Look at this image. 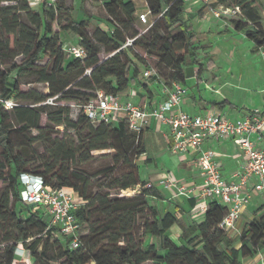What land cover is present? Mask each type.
Wrapping results in <instances>:
<instances>
[{"label": "trees", "instance_id": "obj_1", "mask_svg": "<svg viewBox=\"0 0 264 264\" xmlns=\"http://www.w3.org/2000/svg\"><path fill=\"white\" fill-rule=\"evenodd\" d=\"M92 1L102 3L107 22L113 26L111 32L98 26L91 34L88 23L78 22L72 15L63 24L58 16L63 9H55L47 0L40 10H34L30 0H0V100L9 101L15 96L20 102L40 104L18 105L11 110L18 131L39 132L38 136L16 142L9 110L0 102V182H8L0 189V244L5 245L0 264L18 263L16 250L20 247L33 259L31 264L57 261V251L64 264H242L243 259L264 249V216L247 223L240 238L241 248L237 249L234 240L220 228L228 208L213 200L204 221L184 228V243L177 245L168 235L178 222L176 214H162L150 203V198L164 200V193L154 185L146 187L140 177L138 159L146 153L144 130L134 134L123 120L94 124L81 113L76 116L77 122L69 118L74 113L71 105L73 109L83 105L98 92L119 96L139 84L140 67L143 71L154 69L159 80L166 79L167 86L184 83L185 67L198 62L196 44L200 41L187 16V3L145 0L153 23L145 34L137 28L140 22L132 0ZM216 2L240 6V20L223 19L231 21L234 29L244 33L257 48L264 47L263 17L254 1ZM66 11L71 13L70 8ZM62 33L78 37L86 58H71L65 53ZM129 39H134L132 46L123 48ZM102 49L108 54L105 60L100 58ZM46 58L48 64L40 65ZM5 65L8 70L2 69ZM25 74L46 84L48 92H23L21 78ZM51 98H56L54 104L58 105L56 112L47 114L48 122L57 129L65 126L74 130L78 140L51 141L46 156L36 158L30 148L41 140V117L51 107L44 103ZM98 150L113 153L92 154ZM104 159H110L111 165L96 172L78 168ZM36 161L39 166L29 170ZM25 173L41 176L48 186L69 189L78 198L75 215L82 235L77 249L71 248L70 240L55 228H49L46 216L21 202L20 177ZM138 186L141 190L135 195H120ZM186 202L195 204L193 200ZM147 236L156 242H146Z\"/></svg>", "mask_w": 264, "mask_h": 264}, {"label": "built area", "instance_id": "obj_2", "mask_svg": "<svg viewBox=\"0 0 264 264\" xmlns=\"http://www.w3.org/2000/svg\"><path fill=\"white\" fill-rule=\"evenodd\" d=\"M40 4L44 0H37ZM50 5L56 0H47ZM185 3H199L207 8L217 19L240 20L242 8L238 5L230 6L217 3L216 0H182ZM139 22L146 26V31L152 26L151 12L148 10L138 15ZM134 39H129L123 48L132 46ZM70 56L84 59L86 50L81 47H64ZM264 53V52H263ZM148 79H158L154 69L146 71ZM164 85L167 99L154 108L123 101L119 96L98 92L97 95L83 105L74 107L75 116L83 114L94 124H114L125 121L130 132L141 134L149 119L153 118L169 126L171 134V151L175 155L188 153L198 154V163L202 183L200 186L186 184L179 181L174 172H168L160 181L165 190L174 192L173 198L193 200L202 213L208 209L210 201L216 200L225 205L227 214L220 224V228L230 237L237 232L238 222L252 201L253 193L264 195V148L259 144L264 139V110H255L244 118L232 121L223 113H209L206 115H191L182 110L187 89L180 82ZM56 98L49 99L53 104ZM9 110L14 108L12 101L0 100ZM231 140L241 158V168L235 171L231 179L227 180L223 174L221 154L213 149H204L207 141ZM258 183L252 184L253 179ZM22 190L21 202L34 212H39L49 220V228H55L60 235L70 240V247L80 246L82 235L81 224L75 215L79 204L74 200V193L66 188H55L45 184L38 175L25 173L20 177ZM147 184L146 187H151ZM129 191V190H128ZM140 190H132L126 196H132ZM17 258L28 264L30 258L20 247L16 250ZM31 263V262H30Z\"/></svg>", "mask_w": 264, "mask_h": 264}, {"label": "crops", "instance_id": "obj_3", "mask_svg": "<svg viewBox=\"0 0 264 264\" xmlns=\"http://www.w3.org/2000/svg\"><path fill=\"white\" fill-rule=\"evenodd\" d=\"M193 5H197L198 8L194 9ZM199 3H192L187 5V16L192 21L194 29L200 37V41L196 44L198 48V62L192 68L184 70L185 82L182 83L187 89V95L182 105V110L191 115H206L209 113H223L228 119L237 121L244 118L249 113L255 110H264V47L257 48L256 45L247 39L244 33L238 32L234 29L231 23L224 19H217L208 10L202 15L199 13L201 7ZM148 6L146 4V12ZM141 13L137 12V15ZM264 23V20H263ZM262 23V24H263ZM214 25L219 26L220 30H224L226 34L225 40H229V36L232 38L242 37L251 43L250 51L254 55L255 61L251 66V72L246 77L244 73L240 74L237 80L225 79L214 75L213 82H220V89L214 88V93L218 95L217 99L210 100L205 98L201 86L204 82L203 77L205 72L209 68L217 69L216 66L219 60V54L222 53V47L213 45L208 37L213 33ZM101 26V25H99ZM264 26V24H263ZM202 47V48H201ZM201 54H206V61H199ZM207 66V67H206ZM139 84L133 88L121 93L119 97L123 101H132L138 105H147L148 108H154L157 104L167 99V94L164 93V85L159 79L146 77V71L140 67ZM226 74L231 76L232 70L228 68ZM203 76V77H202ZM246 77V78H245ZM196 79V81L194 80ZM191 88L192 94H190ZM210 88V89H209ZM227 88V93H222L221 89ZM206 89L211 90L210 83L206 81ZM233 92L238 94L240 92L241 97H233L230 94ZM244 96V97H243ZM170 128L157 121L156 119H149L144 129L143 143L146 153L138 160V165L143 164L142 170L140 169V177L142 182L152 184L162 190L165 199L159 200L150 198L149 201L152 205L156 206L162 214L171 212L176 214L178 218L177 224H175L169 231L168 235L173 242L177 245H183L182 233L184 228H187L192 222L201 223L204 221V213L200 211L195 204L186 202L184 198H173L174 192L172 190H165L160 186V181L165 177L168 172H174L179 181L186 184H195L200 186L202 179L200 176V168L198 163L197 153H188L185 155H175L171 151V139ZM154 144L158 142V155L154 159L148 152L147 144L151 140ZM264 148V139L259 144ZM204 149H213L221 154L219 161L221 162L222 171L227 180L231 179L232 174L239 170L242 165V158L234 146L231 140L220 141H207L204 144ZM153 167V168H151ZM258 183L255 178L252 180V184ZM137 189L141 190L138 186ZM256 200L254 206L251 207L252 201ZM251 203L241 216L238 222V229L232 235V239L236 244V248H241L240 238L243 231L246 228L247 223L254 219L264 216V195L259 192L253 193ZM80 202H78L79 204ZM146 242H156L150 236H147ZM149 264V263H148ZM242 264H264V249L257 252L252 257H247L242 260Z\"/></svg>", "mask_w": 264, "mask_h": 264}, {"label": "rangeland", "instance_id": "obj_4", "mask_svg": "<svg viewBox=\"0 0 264 264\" xmlns=\"http://www.w3.org/2000/svg\"><path fill=\"white\" fill-rule=\"evenodd\" d=\"M137 8V12L138 13H144V11L146 10V1L145 0H132ZM249 2H255V6L257 7V9L261 12L263 20H264V0H248ZM31 6L34 10H40V3L37 0H30ZM55 9H59L62 8V11H58V16L59 18H61L63 24H65V19L67 17H69L70 15H72V17L78 21H85L86 23H88V28L87 31L91 34H93V32L95 31V28L98 27L99 25H101V27L109 30L110 32L113 30V26L112 24H110L109 22H107L108 20V15L102 5V3L98 2H93L92 0H56V2L53 4ZM194 9L198 8L197 5H193ZM201 7V6H200ZM70 8L71 9V13L69 14L66 9ZM207 11L206 7H201V9L199 10L200 14H204ZM227 22L231 23V21L227 20ZM264 24V23H263ZM54 28L57 29L56 24L54 25ZM137 28L140 32H143L145 34L146 33V26L142 25L141 23L137 22ZM224 30H220L219 26L214 25L213 27V33H218V34H211L208 35V37H210L209 41L216 46L222 47V53L219 54V60L216 66L218 67L217 69H212L209 68L208 71L205 72V76L203 77L204 82L201 86L202 92L205 95L204 97L210 100H214L217 99L218 95H216L214 93V88L220 89L221 87V83L220 82H213V76L212 73L214 72V75H217V77L221 78L222 81H224L225 79H233V80H237L240 77L241 73H244L245 76L247 77L248 74L251 72V66L253 64V62L255 61L254 59V55L251 53L250 51V45L251 43H249V41H247L246 39H243L242 37H235L232 38L231 36H229V40H225L226 34H224L225 32H223ZM61 39L62 42L64 44V47H78L79 46V42H78V37L75 34L72 33H62L61 34ZM249 40V39H248ZM202 48V47H201ZM139 53L141 55H143V52L138 50ZM68 55V54H67ZM71 58H74L73 56L68 55ZM108 57V54L105 52V49H102L101 54H100V58L101 60H105ZM209 58L207 57L206 54H201L199 61H204L207 65L208 62L206 61V59ZM22 60V58H18L16 61L19 63ZM49 62V58H46L44 61H42L40 63V65L45 66L47 65ZM194 65L196 64H190L187 65L185 67L184 70H187L189 68H192ZM207 67V66H206ZM9 66L5 65L2 67V69L4 70H8ZM229 69L232 70V75L229 76L226 74V71ZM245 77V78H246ZM36 78L34 76H30V74H25L24 76H22L21 78V90L23 92H30V91H37L39 93H47V85L46 84H39L38 82H36ZM196 81V79H194ZM209 81L210 83V87L211 90L206 89V81ZM160 82H162V84H164V82L166 81L165 78H163L162 80H159ZM192 90L193 88H191L190 94H192ZM222 93H227V88H222L221 89ZM231 96L233 95V97L238 96L239 98L241 97L240 92L238 94H235L233 92V94H230ZM244 97V96H243ZM15 96L12 97V101L14 103L15 106H30V107H36V106H40V104L38 105H34L30 102H20L14 99ZM49 100H47L44 104H46L47 106H51L50 108H47L46 113L42 115L41 117V126L44 128V132L41 134V140L39 143L32 145V147L30 148V153L31 155H34L36 158L39 157H44L46 156L47 152V146H50L49 144H51V141H53V143L55 141H67V142H71L74 140H78L77 138V134L74 130H67L65 128V126H60L59 129H57L56 127H54L51 123L48 122L47 119V114L51 113V112H56V106L57 104H51L48 103ZM70 108H72L73 110V106L71 105ZM11 110L9 109V114H10V121L12 122V125L14 126V130H16L13 133V137L14 140L16 142H19V140L24 139V138H29V137H35L38 136L39 132L37 130H31L28 131L27 133H22L19 130V127L17 126V124L14 122V119L12 118L11 115ZM70 120H72L73 122H77V118L75 116V113L72 112V115L69 117ZM98 125H95L94 127H97ZM83 125H81L79 128H82ZM18 129V130H17ZM29 140V139H27ZM49 142V143H48ZM158 145V142L156 141V144L153 143L152 139L148 141L147 144V149L149 154L151 155L152 158H156L157 157V153H158V147L156 146ZM113 150H98V151H94L92 152L93 155L95 156H101L103 154H112ZM2 154V150L0 148V156ZM139 160V159H138ZM111 165V160L110 159H104V160H99L97 162H94L92 164H86V165H80L78 166L79 169L84 170L85 172L88 173H93L96 172L97 170L101 169V168H105ZM39 166V162H32L31 166L29 168V170L34 171V169H36ZM143 164L140 165V169L142 170L143 168ZM73 168H77L76 166H73ZM153 168V167H151ZM7 181H3L0 182V189L6 188L8 186ZM132 190H137V187L135 189H129V191ZM128 190L124 191L127 192L128 194H130L131 192H129ZM140 192V191H139ZM121 196H126L124 195L122 192H120ZM74 200L76 203H78V198L74 196ZM151 203V202H150ZM256 203V200L252 201L251 203V207L254 206ZM20 208L17 207L16 210H19ZM30 242V241H29ZM5 248V245L0 244V252H2ZM57 257H59V259L57 261H53V262H49L46 264H64V259L60 257L59 252L57 251ZM33 260L32 258H30L28 264H31L30 261ZM18 263L16 264H21L19 263L20 261H22L21 258L17 259Z\"/></svg>", "mask_w": 264, "mask_h": 264}]
</instances>
